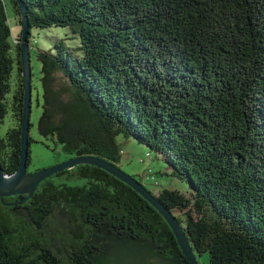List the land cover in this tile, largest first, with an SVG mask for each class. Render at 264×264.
Listing matches in <instances>:
<instances>
[{
  "label": "trees",
  "instance_id": "trees-1",
  "mask_svg": "<svg viewBox=\"0 0 264 264\" xmlns=\"http://www.w3.org/2000/svg\"><path fill=\"white\" fill-rule=\"evenodd\" d=\"M11 2L15 25L0 0V123L9 110L14 123L0 134L8 174L20 162L25 89ZM23 2L31 59L41 62L40 134L117 165L120 135L146 145L189 185L186 195L156 196L198 259L264 264V0ZM52 27L68 28L71 41L56 35L50 49L38 47L33 30ZM23 197L0 196V264H111L138 251L190 264L159 211L102 168L66 169L8 204Z\"/></svg>",
  "mask_w": 264,
  "mask_h": 264
},
{
  "label": "rangeland",
  "instance_id": "rangeland-1",
  "mask_svg": "<svg viewBox=\"0 0 264 264\" xmlns=\"http://www.w3.org/2000/svg\"><path fill=\"white\" fill-rule=\"evenodd\" d=\"M7 6L8 15L11 24L15 25L16 15L14 13L13 4L11 0H4ZM22 31V25L19 22L13 29V35L16 40ZM33 35L37 38L38 47L42 49H50L53 46V40L56 35L59 37L68 38L70 42V30L62 27H52L45 29H34ZM33 54V53H32ZM41 62L35 55H32V113H31V130L30 135L34 139L31 144V162L29 171L33 172L39 169L47 168L63 162L69 158L76 156L75 154L68 153L63 150V146L57 143L52 138L44 137L40 134L38 129V122L43 113V87L41 82ZM16 71L13 73L15 79ZM61 76V75H59ZM12 111L9 110L4 122L0 123V134L4 135L7 129L14 125L12 121ZM118 143L121 149V158L118 166L129 174L135 175L140 178L143 183L152 192L156 194L164 188L178 190L183 194H188L190 189L189 185L170 174L167 164L162 156L152 151L146 145L139 143L135 139L125 138L120 135ZM149 154L151 157H149ZM149 170L152 171L150 175ZM149 175V178L146 177ZM144 177V179H143ZM83 179L69 180L71 184L82 183ZM179 213V211H175ZM176 215V214H175ZM179 215H184L179 213ZM208 254L203 253L199 256L201 264H207ZM111 264H168L165 260L146 254L145 252L138 251L133 254L129 252L123 258L114 260Z\"/></svg>",
  "mask_w": 264,
  "mask_h": 264
},
{
  "label": "water",
  "instance_id": "water-1",
  "mask_svg": "<svg viewBox=\"0 0 264 264\" xmlns=\"http://www.w3.org/2000/svg\"><path fill=\"white\" fill-rule=\"evenodd\" d=\"M22 22L20 56L22 63V74L24 76V107L21 126V152L20 162L17 170L8 174L5 172L0 162V196L9 197L15 195H24L19 202L8 203L10 205L24 203L32 197L39 184L50 176L62 172L66 169H72L80 164H90L102 168L119 178L148 202L164 217L171 227L182 253L186 256L190 264H201L198 256L195 254L187 231L174 212L168 208L155 194H153L143 183L135 176L127 173L117 164L98 155H77L53 166L39 169L33 172L28 171V160L30 154V130H31V113H32V59L30 51V42L28 39L30 21L27 12V6L23 0H17Z\"/></svg>",
  "mask_w": 264,
  "mask_h": 264
}]
</instances>
